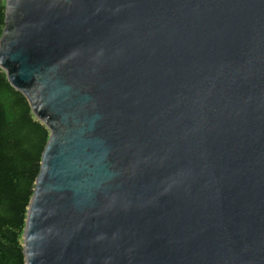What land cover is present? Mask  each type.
Instances as JSON below:
<instances>
[{
	"label": "water",
	"instance_id": "1",
	"mask_svg": "<svg viewBox=\"0 0 264 264\" xmlns=\"http://www.w3.org/2000/svg\"><path fill=\"white\" fill-rule=\"evenodd\" d=\"M0 66L51 130L27 264H264V0H7Z\"/></svg>",
	"mask_w": 264,
	"mask_h": 264
},
{
	"label": "trees",
	"instance_id": "2",
	"mask_svg": "<svg viewBox=\"0 0 264 264\" xmlns=\"http://www.w3.org/2000/svg\"><path fill=\"white\" fill-rule=\"evenodd\" d=\"M7 0H0V39ZM51 130L0 66V264H27L24 231L28 208Z\"/></svg>",
	"mask_w": 264,
	"mask_h": 264
},
{
	"label": "rangeland",
	"instance_id": "3",
	"mask_svg": "<svg viewBox=\"0 0 264 264\" xmlns=\"http://www.w3.org/2000/svg\"><path fill=\"white\" fill-rule=\"evenodd\" d=\"M2 38H3V36H2L1 39H0V45H1V40H2Z\"/></svg>",
	"mask_w": 264,
	"mask_h": 264
}]
</instances>
